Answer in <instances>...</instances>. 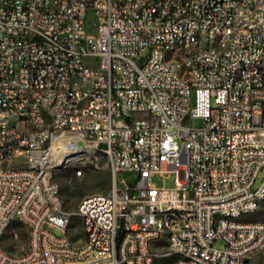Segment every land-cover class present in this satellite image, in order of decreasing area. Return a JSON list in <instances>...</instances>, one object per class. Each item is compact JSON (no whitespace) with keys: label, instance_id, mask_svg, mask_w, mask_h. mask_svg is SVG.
<instances>
[{"label":"built area","instance_id":"2783aa9c","mask_svg":"<svg viewBox=\"0 0 264 264\" xmlns=\"http://www.w3.org/2000/svg\"><path fill=\"white\" fill-rule=\"evenodd\" d=\"M260 25L264 0H0V264H147L162 253L145 241L163 229L172 237L160 245L180 264H243L264 245ZM197 34L204 51L188 55ZM213 36L231 52L216 55ZM16 111L32 112L33 126L18 128ZM64 145L112 154L110 187L73 211L55 198L52 166L85 164ZM170 206L184 207L185 224L158 223ZM73 216L87 220L80 250L65 237ZM17 219L27 246L7 257L1 242L18 237Z\"/></svg>","mask_w":264,"mask_h":264},{"label":"bare ground","instance_id":"6f19581e","mask_svg":"<svg viewBox=\"0 0 264 264\" xmlns=\"http://www.w3.org/2000/svg\"><path fill=\"white\" fill-rule=\"evenodd\" d=\"M260 33H264V25H260ZM212 45H214V52L216 55H226L231 52L230 43L220 42V36H213ZM205 47V34H197V40L194 46H189L188 55L202 54ZM262 52V42H254V54H261ZM60 66L65 73H73L76 70V63H71L68 57H60ZM38 92H47V85H38ZM235 102H242V107H250V99H243L242 95H235ZM89 114H96V106H89ZM17 119H25L18 121V128H28V126H33L32 112L28 111H16ZM38 119H48L47 111H38ZM93 151L97 154H105L108 157L109 164L112 163V154L108 151L107 147L92 146L90 147V152ZM64 153L67 159L80 161L81 164H87L89 150L85 149V146H73L64 145ZM66 168V167H65ZM61 169V166H52L51 181H55V198H60V204L62 205V211H68L64 208L63 200L61 197V190L58 182L55 179V172ZM76 175H80L81 171H75ZM88 200V195L85 196L79 204L85 203ZM264 203V196L255 197V205H262ZM218 218H224V221H234L245 222L250 219V212L236 213L227 211H218ZM167 220H176L178 224L186 223V214L183 206H170V207H160L158 223H165ZM17 223L22 225L27 232L28 238V224H26L24 219H17ZM82 233L86 231L87 220L81 219ZM70 229H65V237H70ZM172 237V230L163 229L162 234L160 233H150L149 240L145 241V249L149 251L150 255H157V248L160 241H169ZM264 248V245H259L258 248H254L245 252L246 263L249 257L255 254L257 251ZM72 250H80V244L72 243ZM5 253L7 257H17L19 253L10 251L5 248ZM156 258H147V264H154ZM180 264V263H179Z\"/></svg>","mask_w":264,"mask_h":264},{"label":"rangeland","instance_id":"374dc122","mask_svg":"<svg viewBox=\"0 0 264 264\" xmlns=\"http://www.w3.org/2000/svg\"><path fill=\"white\" fill-rule=\"evenodd\" d=\"M90 156H92L90 158ZM97 159V160H96ZM264 178V168L259 171L256 184ZM55 179L58 182L61 190L63 205L66 210L73 211L77 208L80 201L87 195L105 192L111 184V172L109 168L108 157L105 154H97L91 151L88 155V162L83 166L81 174L76 175L73 167L58 169L55 172ZM154 181L161 185L160 179L154 178ZM173 185V174H168L165 178V186ZM18 237L14 240L8 238V235L2 240V245L13 252H21L27 246L26 229L19 223L13 224ZM69 235L77 243H82L83 233L81 228V218L73 216L71 221ZM162 255L156 258L154 264H179L175 256L165 255V247L163 244L157 245ZM215 246L223 247L222 241H216ZM245 264H264V248L257 251L248 258Z\"/></svg>","mask_w":264,"mask_h":264},{"label":"water","instance_id":"95a60500","mask_svg":"<svg viewBox=\"0 0 264 264\" xmlns=\"http://www.w3.org/2000/svg\"><path fill=\"white\" fill-rule=\"evenodd\" d=\"M104 146V144H102Z\"/></svg>","mask_w":264,"mask_h":264}]
</instances>
